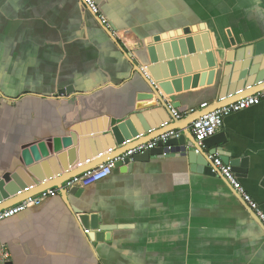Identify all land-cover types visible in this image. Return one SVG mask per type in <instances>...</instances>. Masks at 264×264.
Listing matches in <instances>:
<instances>
[{
    "label": "crops",
    "instance_id": "obj_1",
    "mask_svg": "<svg viewBox=\"0 0 264 264\" xmlns=\"http://www.w3.org/2000/svg\"><path fill=\"white\" fill-rule=\"evenodd\" d=\"M95 2L111 35L81 0H0V176L16 168L23 147L66 133L79 115L114 124L138 104L126 56L138 53L130 35L203 24L225 52L230 40L264 41V0ZM210 50L217 54L212 39ZM218 89L214 80L161 94L175 105L178 125L216 103ZM217 133L224 140L214 149L247 159L246 173L236 177L264 213V99L225 117ZM82 189L69 203L84 201L101 224L118 228L102 242L88 241L87 228L57 195L0 221V248L11 264H264V227L248 205L226 180L190 171L177 155L114 168Z\"/></svg>",
    "mask_w": 264,
    "mask_h": 264
},
{
    "label": "water",
    "instance_id": "obj_2",
    "mask_svg": "<svg viewBox=\"0 0 264 264\" xmlns=\"http://www.w3.org/2000/svg\"><path fill=\"white\" fill-rule=\"evenodd\" d=\"M109 25L110 30H114ZM104 28L111 35L109 28ZM204 30V25L198 24L146 39H138L130 35L131 32H123V35H130L134 39L132 44L138 52L126 53L132 61L130 80L135 79L134 89L138 93L135 102L138 104L133 103L125 117L117 119L114 124L105 116L83 119L79 115V121L66 133L45 140H33L23 147L16 168L0 176V212L26 198L56 188L70 211L78 215L80 224L90 229L91 232L86 234L88 241L102 242L106 233L118 227L101 224L100 216L88 212V205L84 201H81V207L71 205L68 196L79 199L83 189L74 187L65 190L63 183L175 130L180 132L178 138L171 137L151 150L137 153L124 162H116L114 168L126 171L131 169L133 162L148 161L152 156L177 155L186 159L190 171L223 178L212 172L209 156L217 155L231 167L235 176L237 173H246V158L229 160L228 154L222 149H214L218 142L224 140L221 134L217 133L199 144L193 138L189 126L202 115L264 89V41L241 46L230 40L231 49L225 52V44L211 34L217 51L214 54L210 50L209 33ZM214 80L219 88L217 102L205 112L184 118L175 125L178 122L172 114L175 105L166 100L163 94L172 96L188 89L210 86ZM64 93L68 94L69 91ZM110 149L112 152H108ZM99 154L103 156L97 158ZM239 166L242 169L237 168Z\"/></svg>",
    "mask_w": 264,
    "mask_h": 264
},
{
    "label": "built area",
    "instance_id": "obj_3",
    "mask_svg": "<svg viewBox=\"0 0 264 264\" xmlns=\"http://www.w3.org/2000/svg\"><path fill=\"white\" fill-rule=\"evenodd\" d=\"M83 4L90 12H92V14H94L98 18L101 26L106 28L110 27L108 20L100 14L95 0H83ZM262 99H264V89L261 90L260 92H257L255 95L248 96L230 105L221 107L219 109H216L205 115L200 116L190 124V132L193 138L197 143L199 144L202 143L204 140L216 134V132L222 127L223 120L225 117L229 116L230 114L248 109L250 107L257 106L260 104ZM207 107L208 105L206 103L200 105L201 110ZM193 112H194L193 110H190L189 114H192ZM172 114L176 119L180 118V115L175 110H172ZM179 135L180 132L178 130L170 131L166 134H163L153 139L152 141L146 144L139 145L136 148L129 150L128 152L122 154L119 157H116L105 163H102L93 169L86 170L83 173L76 175L75 177L67 180L62 185L63 189L69 190L74 187L84 188L85 186H88L92 183H96L101 180H104L111 174L116 162H124V160L128 157H132L133 155L143 152L144 150H151L155 148L159 143H166L169 138L171 137L178 138ZM108 152H112V150L110 149L108 150ZM101 156H103V154H99L97 158H100ZM163 156H165V153H163ZM209 159L212 161V172L218 173L230 184V186L238 193L241 199L248 205L250 210L255 214V216L258 218V220L261 222V224L264 227V213L260 210L256 202H254L251 199V197L245 192L244 188L239 183L237 177L232 172L231 167L229 165L224 164L222 159L217 155L209 156ZM89 162L90 161H87L86 163ZM77 166H81V165H77ZM57 195H58V190L56 188H53V189L45 190L32 197L26 198L22 202L2 210L0 212V221L14 217L27 209L38 207L47 199L54 198ZM88 233L89 230L85 229L84 234H88ZM9 263H10V254L8 250L4 246H2L0 248V264H9Z\"/></svg>",
    "mask_w": 264,
    "mask_h": 264
}]
</instances>
